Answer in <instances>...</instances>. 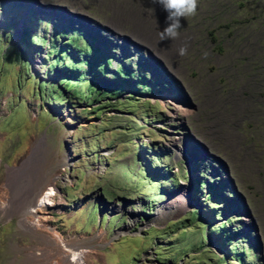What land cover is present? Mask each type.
Here are the masks:
<instances>
[{"label":"rangeland","instance_id":"rangeland-1","mask_svg":"<svg viewBox=\"0 0 264 264\" xmlns=\"http://www.w3.org/2000/svg\"><path fill=\"white\" fill-rule=\"evenodd\" d=\"M166 15L0 0V264H264V0H198L174 41ZM27 179L53 194L24 215Z\"/></svg>","mask_w":264,"mask_h":264},{"label":"bare ground","instance_id":"bare-ground-1","mask_svg":"<svg viewBox=\"0 0 264 264\" xmlns=\"http://www.w3.org/2000/svg\"><path fill=\"white\" fill-rule=\"evenodd\" d=\"M172 98H174V99H172ZM179 98H181V96L169 97V99L167 101H169L170 104H173L177 110L185 111L186 109H184V107L180 103L181 100H179ZM153 99L155 100V97H153ZM18 183H20V182H18ZM23 183L24 184L22 185V188H20V189L17 188L18 190H15L16 194L15 193H13V194H15V195L22 194V195L26 196L28 199L30 198L29 208L24 212V215L34 214L37 206L41 207V206H46V205L50 204L49 202H50L51 196L53 194L52 188H47L48 191H46L44 193H40V191L37 189V187H33L32 183L28 182V179H27V181H24ZM103 204H104L106 210L109 209V205L106 202H103ZM194 205L196 206V202L192 198V195L189 194V192L187 190L181 188L175 192L169 193L167 206H163V207L160 206L157 209V211L153 212V213H155L153 219L155 221V220H160L161 218H169L171 213L183 211L184 209H186L188 207H192ZM114 207H117V206L116 205L111 206V208H114ZM117 209H119L120 212L125 213L124 208L121 205L118 206ZM126 213L128 214L129 220L126 223L125 227L128 228V227L132 226V224H134L137 221V219H138L137 216L139 214H141L142 212H141V210L136 211L132 208L131 209L126 208ZM244 219H246V217ZM28 224L30 226V223H28ZM126 228L121 229L120 230L121 233L126 231ZM77 251L71 252V254L68 256V261L70 263L75 262L77 264H84V256H83L84 254L82 253L84 251H78V252Z\"/></svg>","mask_w":264,"mask_h":264},{"label":"clouds","instance_id":"clouds-1","mask_svg":"<svg viewBox=\"0 0 264 264\" xmlns=\"http://www.w3.org/2000/svg\"><path fill=\"white\" fill-rule=\"evenodd\" d=\"M152 5H160L167 13L165 25L160 31L161 41H174L179 36L182 28L181 19L194 16L198 10V0H150ZM188 45L185 44L178 49V54L183 57L187 55Z\"/></svg>","mask_w":264,"mask_h":264}]
</instances>
